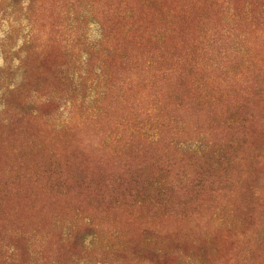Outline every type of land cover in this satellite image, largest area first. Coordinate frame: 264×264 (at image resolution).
<instances>
[{
	"label": "rangeland",
	"instance_id": "rangeland-1",
	"mask_svg": "<svg viewBox=\"0 0 264 264\" xmlns=\"http://www.w3.org/2000/svg\"><path fill=\"white\" fill-rule=\"evenodd\" d=\"M0 264H264V0H0Z\"/></svg>",
	"mask_w": 264,
	"mask_h": 264
}]
</instances>
